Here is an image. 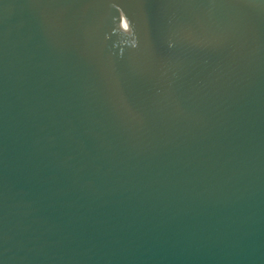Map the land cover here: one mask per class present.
I'll list each match as a JSON object with an SVG mask.
<instances>
[{"label": "water", "instance_id": "95a60500", "mask_svg": "<svg viewBox=\"0 0 264 264\" xmlns=\"http://www.w3.org/2000/svg\"><path fill=\"white\" fill-rule=\"evenodd\" d=\"M0 264H264V0H0Z\"/></svg>", "mask_w": 264, "mask_h": 264}]
</instances>
